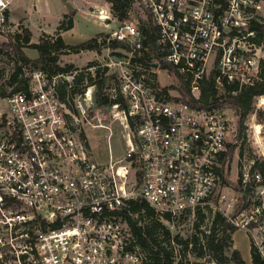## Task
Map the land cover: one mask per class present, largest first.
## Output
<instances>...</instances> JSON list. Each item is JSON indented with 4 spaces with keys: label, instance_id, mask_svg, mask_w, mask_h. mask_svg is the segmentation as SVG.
<instances>
[{
    "label": "built area",
    "instance_id": "built-area-1",
    "mask_svg": "<svg viewBox=\"0 0 264 264\" xmlns=\"http://www.w3.org/2000/svg\"><path fill=\"white\" fill-rule=\"evenodd\" d=\"M123 1L128 18L100 43L107 61L56 75L28 65L25 88L0 94V264H147L127 218L140 200L171 219L220 214L264 261V96L241 133L224 104L261 80L251 26L264 24V0ZM12 2L0 0V35L13 32ZM91 3L117 21L112 0ZM100 80L112 103L97 101ZM115 127L124 154L100 162L88 130L110 142ZM246 146L259 159L243 160Z\"/></svg>",
    "mask_w": 264,
    "mask_h": 264
},
{
    "label": "trees",
    "instance_id": "trees-1",
    "mask_svg": "<svg viewBox=\"0 0 264 264\" xmlns=\"http://www.w3.org/2000/svg\"><path fill=\"white\" fill-rule=\"evenodd\" d=\"M116 16L120 21L128 18L129 3L123 0H112ZM73 15V13H72ZM69 18L67 22L66 19ZM74 27L73 16L64 15L63 20L57 27L55 38L53 36L41 37L39 43H32V32L28 28H24V34L16 35L15 43L12 46V53L5 51L0 47V56H5L12 62H15V71L6 83H0V94L5 95V87H10L14 91L25 88L27 82L22 78L23 67L25 65H32L35 68H42L47 70L51 75H56L62 72H70L73 64L61 66L59 63L60 56L67 53H80L85 51H96L103 48V43L100 44L98 39H90L86 42L71 46L65 43L62 37L63 32H67ZM143 30L147 35L151 33L148 24H142ZM252 30L257 32L255 41L258 45L264 43V24L253 22ZM154 35V34H153ZM7 46H11L10 44ZM117 46V43L114 44ZM23 48H30L37 51L39 57L36 60L29 59ZM21 64V65H20ZM261 80L257 81L250 87L243 88L238 95L230 96L224 104L234 106L236 113L243 119L251 110L253 100L255 97L264 96V64L261 69ZM3 75L0 71V81ZM97 101L100 104L111 102L108 98L103 97L104 81L100 80L97 83ZM230 89H236L232 86ZM215 94V88L212 82L208 87L203 88V100L208 101L212 94ZM214 97V102L217 104L219 100ZM112 103V102H111ZM243 127V125H242ZM245 148L242 147L241 155L244 156ZM251 157V156H250ZM261 169L264 174V162L257 160L255 169ZM131 212L137 215L138 218L127 216L134 236L140 245L142 251L146 254L147 264H205L202 259L207 258L209 261L216 264H246L241 253L237 249H233L232 235L236 232L230 227L223 216L216 214L212 223H205L206 216L200 214L198 216V223L196 233L190 239L184 240L179 236H172L171 232L166 228L163 219L171 221L169 215L163 217L158 216L149 204L140 200L131 202ZM204 226V228H203ZM175 246H180L177 250ZM190 247L192 248L190 250ZM192 252L196 258L195 262L188 260V255ZM251 264H264L261 256L251 248Z\"/></svg>",
    "mask_w": 264,
    "mask_h": 264
},
{
    "label": "rangeland",
    "instance_id": "rangeland-1",
    "mask_svg": "<svg viewBox=\"0 0 264 264\" xmlns=\"http://www.w3.org/2000/svg\"><path fill=\"white\" fill-rule=\"evenodd\" d=\"M92 3L91 0H13L10 9V20L13 32L6 35H0V47L5 51L12 53V46L15 43L16 35L24 34V28H28L32 32V43H39L43 36H53L55 38L57 27L63 20V16H73L74 27L73 29L63 32L61 35L66 44L76 46L90 39H98L101 43L106 35L117 28L119 24L117 21H112L110 25H106L103 21L94 18L91 13ZM73 13V15H72ZM69 21V18L66 19ZM11 46H7V45ZM260 55H264V43L261 46ZM25 55L31 59H38L39 55L36 50L30 48H23ZM108 52L104 47L96 51H85L80 53H67L60 56V65L66 66L73 64L74 67L87 68L94 65L97 60L107 61ZM21 65V64H20ZM31 65V64H30ZM28 66V65H25ZM24 66V67H25ZM15 62H12L5 56H0V71H2L3 79L0 83H6L15 71ZM162 83L165 84L164 76H161ZM10 87H5V91L9 92ZM1 91V89H0ZM186 98V96H183ZM229 108L228 111L237 119L238 131H242V123L239 115L236 113L234 106L226 104ZM247 120L245 121V123ZM244 127L246 128L247 126ZM109 132L101 129H89L88 136L90 138L91 148L95 157L100 162H106L110 156L109 149L115 158H120L124 154V146L122 136L119 128L115 127L113 130L112 138L108 142L106 136ZM237 147L228 149V162L229 170L232 171L231 178L237 180L239 174L237 168L239 166ZM251 156V157H250ZM245 159H259V156L250 150L248 146L245 147ZM166 228L171 232L172 236H179L184 240L190 239L196 233V225L198 218L191 215L184 216L178 219H171L169 223L162 220ZM204 228V226H203ZM233 249H237L243 259L247 262L251 261V242L248 235L241 230H237L233 235ZM176 254L180 246H175ZM192 248L190 247V250ZM188 260L195 262L196 258L190 252L187 256ZM205 264H216L209 261L208 257L202 259ZM248 264V263H246ZM251 264V263H249Z\"/></svg>",
    "mask_w": 264,
    "mask_h": 264
},
{
    "label": "crops",
    "instance_id": "crops-1",
    "mask_svg": "<svg viewBox=\"0 0 264 264\" xmlns=\"http://www.w3.org/2000/svg\"><path fill=\"white\" fill-rule=\"evenodd\" d=\"M67 13H68V12H66L65 14H67ZM65 14H64V15H65ZM245 262L248 263V264L251 263V262H252V258H251V261H250V262H247V261H245Z\"/></svg>",
    "mask_w": 264,
    "mask_h": 264
}]
</instances>
